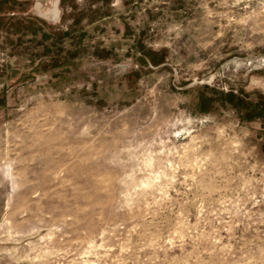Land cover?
I'll list each match as a JSON object with an SVG mask.
<instances>
[{
    "label": "rangeland",
    "instance_id": "1",
    "mask_svg": "<svg viewBox=\"0 0 264 264\" xmlns=\"http://www.w3.org/2000/svg\"><path fill=\"white\" fill-rule=\"evenodd\" d=\"M0 17V264H264V0Z\"/></svg>",
    "mask_w": 264,
    "mask_h": 264
},
{
    "label": "trees",
    "instance_id": "2",
    "mask_svg": "<svg viewBox=\"0 0 264 264\" xmlns=\"http://www.w3.org/2000/svg\"><path fill=\"white\" fill-rule=\"evenodd\" d=\"M5 16L2 15L1 17H5ZM225 96H227L231 100H235V103L234 104L232 103L235 108H237L239 110L244 109V104L245 103H244V100L240 96L234 95L231 92L228 93ZM231 100H229V101H231ZM261 115H262L261 114V110H260V112L259 111L257 112L256 110H254V109L252 110L251 109L250 112L247 114V117L248 118H251V117H261Z\"/></svg>",
    "mask_w": 264,
    "mask_h": 264
}]
</instances>
